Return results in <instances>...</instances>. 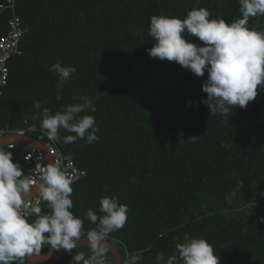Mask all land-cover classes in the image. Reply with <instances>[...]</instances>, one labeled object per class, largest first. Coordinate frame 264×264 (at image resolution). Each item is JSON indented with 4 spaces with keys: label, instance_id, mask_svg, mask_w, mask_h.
I'll return each mask as SVG.
<instances>
[{
    "label": "trees",
    "instance_id": "obj_1",
    "mask_svg": "<svg viewBox=\"0 0 264 264\" xmlns=\"http://www.w3.org/2000/svg\"><path fill=\"white\" fill-rule=\"evenodd\" d=\"M199 7L227 23L241 16L239 0H18L16 14L28 31L22 55L10 61L0 128H41L35 102L54 114L89 96L96 112L81 115L95 116L99 140L55 141L86 173L71 185V211L84 221L85 236L96 227L87 211L102 215L101 198L115 196L128 206V219L107 239L124 261L142 252L139 264H155L159 253L174 254L187 234L212 244L221 264H264V92L246 108H234L227 123L200 103L206 71L197 77L148 55L155 43L151 16L183 19ZM12 13L0 10V36ZM249 24L264 30V16ZM57 62L77 69L60 99L59 77L48 70ZM70 134L60 129L61 138ZM29 149L20 143L10 149L25 173ZM40 207L51 213L45 202ZM76 252L87 256L90 249L38 264H70ZM107 258L113 264L109 251Z\"/></svg>",
    "mask_w": 264,
    "mask_h": 264
},
{
    "label": "clouds",
    "instance_id": "obj_2",
    "mask_svg": "<svg viewBox=\"0 0 264 264\" xmlns=\"http://www.w3.org/2000/svg\"><path fill=\"white\" fill-rule=\"evenodd\" d=\"M239 5L241 16L231 23L213 18L207 8L199 7L189 10L183 19L153 15L148 32L155 41L147 50L151 58L176 62L197 77L207 72L202 83L206 98L200 103L209 108L211 117H223L227 123L234 108H246L257 98L258 90L264 92V30L249 24L250 18L264 16V0H239ZM191 36L199 42H193ZM48 70L59 77L57 99H60V91L77 69L57 62ZM79 99L81 103L63 105L54 114L49 108H42L41 102L34 103L48 140L73 143L82 139L89 145L99 140L95 116L81 115L95 113L96 108L89 96ZM188 104L191 106L192 102ZM61 128L73 134L61 138ZM12 148L14 145L8 149L0 145V264H26L29 257L40 255L45 246L50 249L49 255L61 249L72 254L82 238H86L90 254L76 252L70 264H109L107 238L126 224L128 206L120 203L118 197H102L99 208L102 215L92 209L87 211L88 220L96 227L85 236L84 221L71 211L73 176L49 163L42 168L39 178L34 179L24 172L19 162L13 161ZM35 187L38 195L32 196L30 193ZM41 201L47 204L51 214L42 213ZM142 258V252H133L127 264H139ZM155 264L221 262L206 239L185 234L175 244V253L167 258L159 253Z\"/></svg>",
    "mask_w": 264,
    "mask_h": 264
},
{
    "label": "built area",
    "instance_id": "obj_3",
    "mask_svg": "<svg viewBox=\"0 0 264 264\" xmlns=\"http://www.w3.org/2000/svg\"><path fill=\"white\" fill-rule=\"evenodd\" d=\"M17 1L18 0H6L0 4V10L13 11V15L8 21L7 33L0 36V98L3 96L4 89L9 80L10 61L17 56L22 55L20 43L22 37L28 31V28L24 25L21 17L16 14ZM10 135H15L17 137L34 136L35 139L42 144V147H31L24 155V157H31L29 160L24 159L27 166L26 174L28 176L38 179L42 168L48 164V161L67 170V172L74 178L72 184L85 176V171L80 169L70 156L65 155L55 141L48 140L45 130L37 126L29 125L28 123L26 127L18 129H11L8 126L0 128V138ZM9 145H15V143H8L7 146ZM48 157L50 160H48ZM37 195L36 191L32 196ZM42 202L43 201H41V204ZM122 264H127V261L123 260Z\"/></svg>",
    "mask_w": 264,
    "mask_h": 264
},
{
    "label": "water",
    "instance_id": "obj_4",
    "mask_svg": "<svg viewBox=\"0 0 264 264\" xmlns=\"http://www.w3.org/2000/svg\"><path fill=\"white\" fill-rule=\"evenodd\" d=\"M21 138H24V137H17L15 135L2 137L0 138V145H7L10 142L23 143L24 141H22ZM32 140L36 141L34 138H32ZM37 143H39V145L29 144V143L28 145L33 146V147H42V144L40 142L37 141ZM30 195H33V190L30 193ZM107 241H108L109 252L113 256V264H122L123 258H122V254L120 252L119 247L113 242H111L110 240L107 239ZM81 246H88L86 238H82L81 241L79 242L78 247H81ZM49 252L50 250L43 252L40 255H33L27 259L26 263H29V264L43 263L45 261L57 258L64 253H67L63 249H61L58 252L52 251L50 255H49Z\"/></svg>",
    "mask_w": 264,
    "mask_h": 264
},
{
    "label": "crops",
    "instance_id": "obj_5",
    "mask_svg": "<svg viewBox=\"0 0 264 264\" xmlns=\"http://www.w3.org/2000/svg\"><path fill=\"white\" fill-rule=\"evenodd\" d=\"M32 138H34L33 136H25L24 138H21V140L22 141H24L23 143H20V144H24V145H26V146H28L29 148H31V147H33V146H30V145H28V143L29 144H37V145H39V143H37V140L36 141H34V140H32ZM15 144H16V142H14ZM48 160H49V157H48ZM49 163H51V161H48V164ZM33 190V195L36 193V191H37V188L35 187V188H33L32 189Z\"/></svg>",
    "mask_w": 264,
    "mask_h": 264
}]
</instances>
